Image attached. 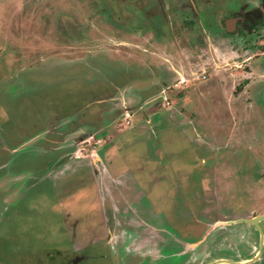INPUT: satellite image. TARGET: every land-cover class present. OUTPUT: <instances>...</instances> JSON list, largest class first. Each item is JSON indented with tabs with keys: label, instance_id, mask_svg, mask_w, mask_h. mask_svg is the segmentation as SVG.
Instances as JSON below:
<instances>
[{
	"label": "rangeland",
	"instance_id": "1",
	"mask_svg": "<svg viewBox=\"0 0 264 264\" xmlns=\"http://www.w3.org/2000/svg\"><path fill=\"white\" fill-rule=\"evenodd\" d=\"M262 6L0 0V264H126L201 190L221 220L263 214ZM242 11L240 43L225 22ZM231 227L264 237V220Z\"/></svg>",
	"mask_w": 264,
	"mask_h": 264
},
{
	"label": "flooded vegetation",
	"instance_id": "2",
	"mask_svg": "<svg viewBox=\"0 0 264 264\" xmlns=\"http://www.w3.org/2000/svg\"><path fill=\"white\" fill-rule=\"evenodd\" d=\"M260 9L261 11L256 14V16H259L257 17V21H254V23L251 25V30H256L257 34L264 30V6L260 7ZM247 15V13L242 11L239 14L229 17V19L236 18L234 24V33L238 36L240 43L248 35L252 34L250 29L246 28ZM225 28L228 29L226 22ZM259 36L260 34L257 37ZM261 59L263 60L260 61L258 58L256 61H254V64H252L251 67L256 69L264 68V57ZM261 75L264 74L261 73L260 76ZM44 161L45 164H48L46 169H49L51 167V160L48 159ZM69 168L71 171H68L70 173H68L67 178L72 177V175L83 174V171H80L82 167H79L78 165H76V167L71 166ZM45 183L46 186L52 183L51 178L49 181L45 180ZM38 184L39 182H37V184L35 183L34 186H38ZM198 185H200V183ZM192 200H188L190 207L189 213L186 211L184 214L186 217H190L189 222L179 223V220H175L174 218V220L171 222V230H167L172 236L168 239V242L164 247L160 246L158 249L157 247H152L148 248L147 250L144 249L143 251H136L135 253L129 254L124 263L236 264L237 262V264H264V242L262 243V239H264L263 236L260 237L259 243H257V245L248 241L245 243L236 242L235 239L238 236V230H236V227L231 226L233 224L242 222L237 221L239 218L236 220H221L220 218L225 217V209L223 210V208L215 202L214 198L212 199L211 197H208L202 190L197 192ZM225 206L223 207L225 208ZM215 217H218V219ZM226 221L228 224L221 226V223ZM252 224L255 225L254 223ZM259 230H261V228ZM155 246H157V244ZM156 249L158 252H156ZM245 252H247L248 255L242 256V254ZM233 256H239V258L234 259Z\"/></svg>",
	"mask_w": 264,
	"mask_h": 264
},
{
	"label": "water",
	"instance_id": "3",
	"mask_svg": "<svg viewBox=\"0 0 264 264\" xmlns=\"http://www.w3.org/2000/svg\"><path fill=\"white\" fill-rule=\"evenodd\" d=\"M236 21V18H231L227 20V25H228V30H233L232 27H230V24L234 27V23ZM264 220V213L259 214L257 216H254L252 218H239L237 221H242V222H252L254 223L259 229H260V221ZM264 242V239H262V243ZM237 264V262H236Z\"/></svg>",
	"mask_w": 264,
	"mask_h": 264
}]
</instances>
